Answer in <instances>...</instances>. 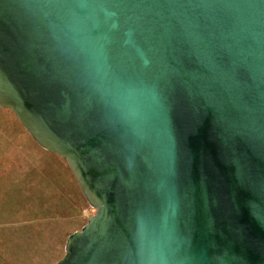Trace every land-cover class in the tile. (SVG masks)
Listing matches in <instances>:
<instances>
[{"label":"water","instance_id":"water-1","mask_svg":"<svg viewBox=\"0 0 264 264\" xmlns=\"http://www.w3.org/2000/svg\"><path fill=\"white\" fill-rule=\"evenodd\" d=\"M0 107L94 210L53 264H264V0H0Z\"/></svg>","mask_w":264,"mask_h":264},{"label":"rangeland","instance_id":"rangeland-1","mask_svg":"<svg viewBox=\"0 0 264 264\" xmlns=\"http://www.w3.org/2000/svg\"><path fill=\"white\" fill-rule=\"evenodd\" d=\"M93 212L66 161L0 107V249L24 264H53Z\"/></svg>","mask_w":264,"mask_h":264},{"label":"crops","instance_id":"crops-1","mask_svg":"<svg viewBox=\"0 0 264 264\" xmlns=\"http://www.w3.org/2000/svg\"><path fill=\"white\" fill-rule=\"evenodd\" d=\"M0 264H24L22 258L17 252L5 251L4 247L0 249Z\"/></svg>","mask_w":264,"mask_h":264}]
</instances>
